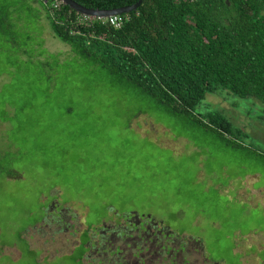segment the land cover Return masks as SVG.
<instances>
[{
    "label": "rangeland",
    "instance_id": "rangeland-1",
    "mask_svg": "<svg viewBox=\"0 0 264 264\" xmlns=\"http://www.w3.org/2000/svg\"><path fill=\"white\" fill-rule=\"evenodd\" d=\"M215 111L237 147L79 58L44 3L0 0V264H91L88 237L132 214L264 264V105L207 94L195 114Z\"/></svg>",
    "mask_w": 264,
    "mask_h": 264
},
{
    "label": "trees",
    "instance_id": "trees-1",
    "mask_svg": "<svg viewBox=\"0 0 264 264\" xmlns=\"http://www.w3.org/2000/svg\"><path fill=\"white\" fill-rule=\"evenodd\" d=\"M36 1L44 3L54 37L75 55L159 110L213 130L225 145L237 147L223 133L240 130L216 111L203 123L195 110L205 95L225 93L264 105V0H142L135 11L121 15L125 21L119 29L95 20L78 24L80 16L67 6ZM71 1L91 10L136 2ZM123 218V224L88 237L91 264H215L204 258L197 240L175 235L148 217Z\"/></svg>",
    "mask_w": 264,
    "mask_h": 264
},
{
    "label": "water",
    "instance_id": "water-1",
    "mask_svg": "<svg viewBox=\"0 0 264 264\" xmlns=\"http://www.w3.org/2000/svg\"><path fill=\"white\" fill-rule=\"evenodd\" d=\"M59 1L61 2L62 5L67 6L70 10L74 11L79 16L89 17V18H106L110 16L125 15L130 12H133L137 9V7L140 5L142 0H136V2L130 6H125L111 10H91V9H86L74 3L71 0H59Z\"/></svg>",
    "mask_w": 264,
    "mask_h": 264
},
{
    "label": "built area",
    "instance_id": "built-area-1",
    "mask_svg": "<svg viewBox=\"0 0 264 264\" xmlns=\"http://www.w3.org/2000/svg\"><path fill=\"white\" fill-rule=\"evenodd\" d=\"M52 2V6L55 8L57 7L59 4H61V2L59 0H49ZM91 20H95L98 21L102 24H107L108 26L114 28V29H119L122 26V23L125 21V18H123L121 15L119 16H110V17H106V18H89V17H78L77 19V23L80 24L84 21H91Z\"/></svg>",
    "mask_w": 264,
    "mask_h": 264
},
{
    "label": "flooded vegetation",
    "instance_id": "flooded-vegetation-1",
    "mask_svg": "<svg viewBox=\"0 0 264 264\" xmlns=\"http://www.w3.org/2000/svg\"><path fill=\"white\" fill-rule=\"evenodd\" d=\"M51 217V221L53 222V223H58V222H60L61 223V221H59V219H60V214H56L55 216H50ZM73 217V216H72ZM61 220V219H60ZM106 225H104L103 227H105ZM102 227V228H103ZM101 229V228H100ZM100 229H98L97 231H96V234H97V232H99L100 231ZM96 234H95V236H96ZM94 237V235L92 236V235H90L89 236V238H93ZM89 243L90 242H87V244H86V247L87 246H89Z\"/></svg>",
    "mask_w": 264,
    "mask_h": 264
}]
</instances>
